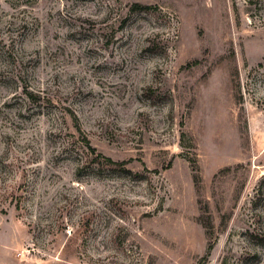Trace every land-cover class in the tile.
<instances>
[{
  "label": "rangeland",
  "instance_id": "374dc122",
  "mask_svg": "<svg viewBox=\"0 0 264 264\" xmlns=\"http://www.w3.org/2000/svg\"><path fill=\"white\" fill-rule=\"evenodd\" d=\"M0 36V264H264V0H0Z\"/></svg>",
  "mask_w": 264,
  "mask_h": 264
},
{
  "label": "trees",
  "instance_id": "16d2710c",
  "mask_svg": "<svg viewBox=\"0 0 264 264\" xmlns=\"http://www.w3.org/2000/svg\"><path fill=\"white\" fill-rule=\"evenodd\" d=\"M148 9H149V6H143V5H140V4H137V3H135V4H133L131 6V11H145V10H148ZM7 41H9V39ZM10 43H13V41L11 40L9 43H7L6 40L3 37L0 36V60L3 63L7 62L8 64L13 65V67L15 68L17 66V62H16V59H14L15 55H14V52H13V48L12 47L10 48V46H13V44L10 45ZM7 44H9L10 46H7ZM12 56H13V59H12ZM13 77H15V78L18 77L17 71L15 72V74H13ZM24 91H26V90H24ZM24 93H25L27 99L30 102L35 100V96L33 95V93H31L29 91H26ZM84 141H85L84 142V147L87 150H89L91 153H95V150H94V148H92L90 146V143L87 140H84ZM106 160H107V162L112 163V161L109 158H106ZM91 162L94 163L93 161H91ZM0 164L2 165L4 171L6 169H8V167L6 165H4V163L2 161H0ZM24 172H25V169L22 168V173H24ZM34 174H35V172H34ZM262 180H264V178ZM22 185H23V182L19 183L17 185V189L21 190L22 189L21 188ZM258 193H260V195H262V188L260 190H258ZM15 203H16L15 210H18L19 206H20L19 198H18V200L16 198ZM0 214H6V211L3 210L2 208H0ZM209 229H211V228L208 227V231H209Z\"/></svg>",
  "mask_w": 264,
  "mask_h": 264
}]
</instances>
